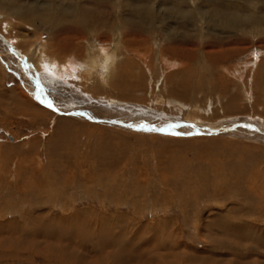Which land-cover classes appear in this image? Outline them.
Listing matches in <instances>:
<instances>
[{
  "label": "rangeland",
  "instance_id": "rangeland-1",
  "mask_svg": "<svg viewBox=\"0 0 264 264\" xmlns=\"http://www.w3.org/2000/svg\"><path fill=\"white\" fill-rule=\"evenodd\" d=\"M0 93V264H264V0H0Z\"/></svg>",
  "mask_w": 264,
  "mask_h": 264
},
{
  "label": "bare ground",
  "instance_id": "bare-ground-1",
  "mask_svg": "<svg viewBox=\"0 0 264 264\" xmlns=\"http://www.w3.org/2000/svg\"><path fill=\"white\" fill-rule=\"evenodd\" d=\"M18 7V6H16ZM64 26V25H63ZM67 30V29H66ZM60 41V40H59ZM64 45V44H62ZM48 49V45L44 42L38 43L36 44L34 47H32V49L28 52H32L35 56V58L37 59L36 63L37 65L39 64V66L37 67L38 69H40L41 74H43L45 68L48 70L45 74V79L49 78V82L51 83H62V82H58L57 80H66V78L69 79H74L76 78V76L78 75V71L77 70L79 67H86L83 63H81L79 61L78 58H76V56L71 55V56H67L66 57H60L66 48H60L58 50V54H54L50 53L47 51ZM66 52V51H65ZM56 55V57H55ZM59 55V57L57 56ZM106 55V54H105ZM58 57V58H57ZM106 58V57H105ZM109 59V57H108ZM104 63V62H103ZM98 64V63H97ZM110 64V62H109ZM109 64H108V68H109ZM112 64V63H111ZM104 66V64H102ZM113 65V64H112ZM94 66V65H93ZM96 66V65H95ZM107 66V65H106ZM99 67V65H98ZM102 67V66H101ZM87 69V68H86ZM111 69V68H109ZM108 69V70H109ZM39 71V70H38ZM98 72V71H97ZM103 72V71H102ZM109 73V72H107ZM111 73V72H110ZM79 77V75H78ZM76 80V79H75ZM81 80V79H80ZM66 84V83H65ZM57 85V84H56ZM66 87V86H65ZM2 93V92H1ZM0 93V95H2ZM15 95V94H14ZM24 95V94H23ZM4 97H9L6 96L4 94ZM16 97V96H15ZM2 101V100H1ZM26 104V103H25ZM28 105V104H27ZM33 105V104H32ZM31 106V105H29ZM27 107V106H25ZM27 109V108H26ZM40 110V109H39ZM41 111V110H40ZM22 112V111H21ZM29 113V112H28ZM35 114V113H33ZM40 117V116H39Z\"/></svg>",
  "mask_w": 264,
  "mask_h": 264
}]
</instances>
